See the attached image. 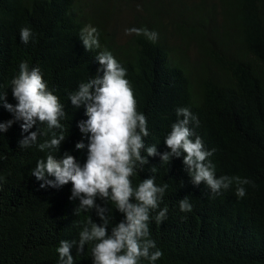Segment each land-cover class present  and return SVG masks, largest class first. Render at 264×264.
Segmentation results:
<instances>
[{
    "label": "trees",
    "instance_id": "16d2710c",
    "mask_svg": "<svg viewBox=\"0 0 264 264\" xmlns=\"http://www.w3.org/2000/svg\"><path fill=\"white\" fill-rule=\"evenodd\" d=\"M85 24L98 29L101 49L127 69L137 111L147 119L145 145L164 151L174 109L187 107L199 120L189 124L194 135L214 149L216 175L250 181L242 198L232 187L214 195L189 183L180 159L161 166L149 158L131 179L136 184L155 165L156 183L169 185L161 202L167 218L149 222L163 253L156 264H264V0H0V91L21 61L39 67L64 105L60 153L81 163L85 153L73 147L84 117L66 93L98 67L96 52H84L77 38ZM142 26L158 33L155 44L124 34ZM20 27L32 30L27 45L19 41ZM6 98L14 103L10 91ZM9 118L0 107V121ZM20 138L17 124L0 134V264H57L59 241L77 239L80 223L95 216L73 212L70 185L38 187L30 170L44 153L19 148ZM186 195L192 210L180 212L177 201ZM111 216L112 223L120 219ZM72 254L74 264H91L89 245Z\"/></svg>",
    "mask_w": 264,
    "mask_h": 264
},
{
    "label": "clouds",
    "instance_id": "9594fccd",
    "mask_svg": "<svg viewBox=\"0 0 264 264\" xmlns=\"http://www.w3.org/2000/svg\"><path fill=\"white\" fill-rule=\"evenodd\" d=\"M124 34L142 36L152 44L158 40L156 31L143 26L126 28ZM18 35L20 43L27 45L33 34L30 27H20ZM77 38L84 52H96L94 62L98 65L95 75L66 93L69 105L82 109L84 117L76 122L81 140L73 147L74 151H84L83 163L68 151L60 153L66 136L61 123L64 105L48 87L39 67H30L26 61L18 64L7 91H0V107L10 115L0 121V134L17 124L21 133L17 146H35L44 153L30 170L38 187L70 185L68 200L76 202L73 212L95 216L87 215L80 223L77 239L59 241L54 250L57 264H74L73 248L79 254L85 245H89L91 264H156L163 253L151 238L149 222L159 224L167 218L168 208L161 202L169 185L156 183L155 165L149 166L152 174L139 178L136 184L131 179L143 171L149 158H157L161 166L180 159L189 183L194 187L203 184L214 195L232 187L235 196L242 198L250 181L238 175H216L209 159L214 149H206L200 136L194 135L189 124L198 126L199 120L187 107L174 109L176 119L163 137L164 151H158L155 143L145 145L147 119L137 111L127 69L110 51L101 49L96 27L85 24ZM8 91L14 103L7 101ZM177 207L180 212H191L187 195L177 201ZM113 211L120 216L115 223Z\"/></svg>",
    "mask_w": 264,
    "mask_h": 264
}]
</instances>
